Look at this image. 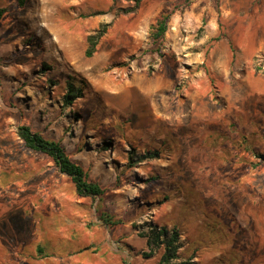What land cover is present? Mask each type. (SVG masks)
Masks as SVG:
<instances>
[{"label": "rangeland", "instance_id": "rangeland-1", "mask_svg": "<svg viewBox=\"0 0 264 264\" xmlns=\"http://www.w3.org/2000/svg\"><path fill=\"white\" fill-rule=\"evenodd\" d=\"M132 6L0 0V264H159L144 234L161 225L179 232L178 264H264V0ZM68 82L81 94L66 105ZM20 124L102 194L77 195Z\"/></svg>", "mask_w": 264, "mask_h": 264}, {"label": "trees", "instance_id": "trees-1", "mask_svg": "<svg viewBox=\"0 0 264 264\" xmlns=\"http://www.w3.org/2000/svg\"><path fill=\"white\" fill-rule=\"evenodd\" d=\"M141 1L133 0V6L128 11H134ZM3 11L4 9H0V17ZM170 14L171 11H164L156 18L149 32V37L153 42L160 43L162 41ZM102 34L103 31H100L90 34L87 37L88 45L85 51L86 56H90L95 51L97 41ZM80 94L81 88L79 86L71 82L66 83V91L62 97L63 104H71ZM16 133L26 148L43 153L52 159L58 170L70 178L77 195L94 197L102 194L103 188L97 182L88 179L86 171L68 155L60 141L44 137L39 132L32 130L27 124L18 125ZM158 154L159 149L151 152L147 151L138 156L136 160L142 161L156 158ZM132 156L129 155L128 159H132ZM257 158L264 160V154H259ZM100 219L104 223L115 224L114 221H111V216L104 212L101 213ZM144 236L146 237V244L150 248V252L161 249L159 264H178L176 261H173L178 257L179 248L177 243L179 232L174 226L167 227L166 225H161L157 228L150 229Z\"/></svg>", "mask_w": 264, "mask_h": 264}]
</instances>
